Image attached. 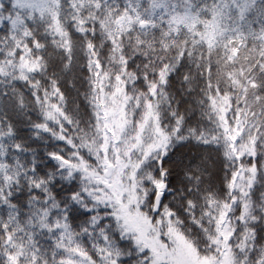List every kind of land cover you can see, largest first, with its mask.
Wrapping results in <instances>:
<instances>
[{
    "label": "snow or ice",
    "instance_id": "1",
    "mask_svg": "<svg viewBox=\"0 0 264 264\" xmlns=\"http://www.w3.org/2000/svg\"><path fill=\"white\" fill-rule=\"evenodd\" d=\"M0 264H264V0H0Z\"/></svg>",
    "mask_w": 264,
    "mask_h": 264
}]
</instances>
